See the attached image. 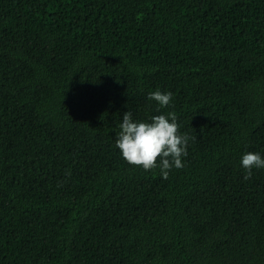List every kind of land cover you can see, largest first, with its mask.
I'll return each instance as SVG.
<instances>
[{
  "label": "trees",
  "instance_id": "trees-1",
  "mask_svg": "<svg viewBox=\"0 0 264 264\" xmlns=\"http://www.w3.org/2000/svg\"><path fill=\"white\" fill-rule=\"evenodd\" d=\"M128 110L176 113L167 179L116 147ZM246 152L264 156V0H0V264H262Z\"/></svg>",
  "mask_w": 264,
  "mask_h": 264
},
{
  "label": "clouds",
  "instance_id": "clouds-1",
  "mask_svg": "<svg viewBox=\"0 0 264 264\" xmlns=\"http://www.w3.org/2000/svg\"><path fill=\"white\" fill-rule=\"evenodd\" d=\"M172 95L170 91L156 90L149 92L147 98L165 108L170 105ZM179 128L174 111L154 115L150 121H135L128 110L119 124L116 147L129 164L142 167L145 171L158 167L162 178L167 179L173 167L179 169L184 166L182 157L187 156L189 137L182 135ZM241 164L246 169L244 178L247 180L253 168H264V156L258 152H246Z\"/></svg>",
  "mask_w": 264,
  "mask_h": 264
},
{
  "label": "bare ground",
  "instance_id": "bare-ground-1",
  "mask_svg": "<svg viewBox=\"0 0 264 264\" xmlns=\"http://www.w3.org/2000/svg\"><path fill=\"white\" fill-rule=\"evenodd\" d=\"M249 253H250V251H249ZM251 254H252V253H251ZM251 256H252V255H251ZM255 258H256V257H255ZM256 260H259V259H256ZM256 260H255V261H256ZM253 261H254V260H253ZM251 263H252V262H251ZM255 263H256V262H255ZM259 263H260V262H259ZM263 263H264V262H263ZM263 263H262V264H263ZM257 264H258V263H257Z\"/></svg>",
  "mask_w": 264,
  "mask_h": 264
}]
</instances>
